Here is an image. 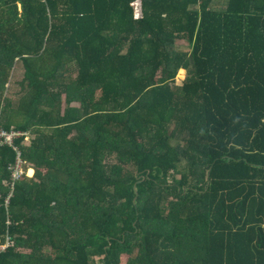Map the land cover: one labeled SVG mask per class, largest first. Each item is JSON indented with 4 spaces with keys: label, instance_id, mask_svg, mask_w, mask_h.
<instances>
[{
    "label": "trees",
    "instance_id": "16d2710c",
    "mask_svg": "<svg viewBox=\"0 0 264 264\" xmlns=\"http://www.w3.org/2000/svg\"><path fill=\"white\" fill-rule=\"evenodd\" d=\"M214 1L0 0V264H264V0Z\"/></svg>",
    "mask_w": 264,
    "mask_h": 264
},
{
    "label": "built area",
    "instance_id": "2783aa9c",
    "mask_svg": "<svg viewBox=\"0 0 264 264\" xmlns=\"http://www.w3.org/2000/svg\"><path fill=\"white\" fill-rule=\"evenodd\" d=\"M19 133L16 132H11L7 133L3 130L0 129V144H8V145H13L14 144V139L18 137ZM26 164L25 161H23L22 158L18 157L17 163L15 167H12V173H13V182L15 183L16 181H19L21 177L25 174V169L24 165Z\"/></svg>",
    "mask_w": 264,
    "mask_h": 264
},
{
    "label": "rangeland",
    "instance_id": "374dc122",
    "mask_svg": "<svg viewBox=\"0 0 264 264\" xmlns=\"http://www.w3.org/2000/svg\"><path fill=\"white\" fill-rule=\"evenodd\" d=\"M179 49L182 51V50H189L190 49V46H189V44L186 42V43H180L179 44ZM17 75V77H21V73H18V74H16ZM186 76H187V72L185 71V73H184V76L183 77H181L180 76V73H179V75H178V77H177V84H174L175 86L176 85H181L182 83H183V80L186 78ZM14 89H15V86H14ZM34 138V136H32V137H30V135H27L26 136V143L27 144H29V141L31 140V139H33ZM30 139V140H29ZM109 162H111V161H109ZM30 170H34V169H26V176L27 177H29V178H33L34 177V174H35V170L32 172V173H30L29 171ZM9 244L8 243H6L4 246H2L1 245V247L2 248H6L7 246H8ZM21 251H23V252H26V250H23V249H21Z\"/></svg>",
    "mask_w": 264,
    "mask_h": 264
},
{
    "label": "crops",
    "instance_id": "0c3cea01",
    "mask_svg": "<svg viewBox=\"0 0 264 264\" xmlns=\"http://www.w3.org/2000/svg\"><path fill=\"white\" fill-rule=\"evenodd\" d=\"M227 2H228V0H215L213 5H214L215 9L221 10V9H224L226 7ZM177 43L179 46L180 43H186V41L180 40Z\"/></svg>",
    "mask_w": 264,
    "mask_h": 264
},
{
    "label": "bare ground",
    "instance_id": "6f19581e",
    "mask_svg": "<svg viewBox=\"0 0 264 264\" xmlns=\"http://www.w3.org/2000/svg\"><path fill=\"white\" fill-rule=\"evenodd\" d=\"M34 171V170H33ZM32 170H30L29 172L32 173L33 172ZM33 174V173H32Z\"/></svg>",
    "mask_w": 264,
    "mask_h": 264
}]
</instances>
